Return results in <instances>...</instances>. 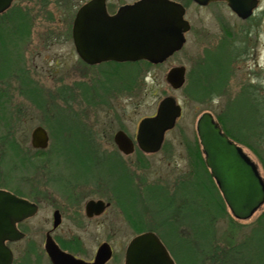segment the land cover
<instances>
[{"label":"rangeland","instance_id":"1","mask_svg":"<svg viewBox=\"0 0 264 264\" xmlns=\"http://www.w3.org/2000/svg\"><path fill=\"white\" fill-rule=\"evenodd\" d=\"M15 1L16 8L31 12L20 17L18 14L0 17V31L3 30L0 42L4 41L7 30L24 29V34L18 35L24 47L18 40L14 64L8 60L6 44L0 45V138L4 139L10 131L15 149L13 156L0 159V178L2 185L20 191L24 198L38 203L40 210L22 226L25 238L10 244L14 264H50L44 249L45 235L52 227L57 207L65 208V216L61 227L52 235L66 244L79 242L76 256L92 261L99 245L108 242L114 256L107 264H124L127 244L136 230L122 215L123 210L116 204V190L109 183V176L110 179L116 176L112 169L115 161L111 162L116 157L127 169L125 172L133 177L132 189L135 188L136 194L131 199L144 222L142 225L145 229L156 228L164 235L176 263L264 264V242L253 239V231L264 223V205L247 221L234 219L227 205L226 214L215 212L210 200L212 195L218 197L221 192L211 175H202L204 169L195 165L189 153L198 146L204 157L195 127L200 115L210 112L217 120L227 122L233 108L237 130L229 128L230 134L257 164L264 178V2L259 4L251 20L241 21L225 2L200 6L190 0H176L186 7V20L192 25L183 50L150 68L135 63L101 65L86 70L78 55L71 54L72 45L64 39L76 11L88 0ZM136 1L110 0V5L117 8ZM246 41L250 42L249 47H256V53L250 51V59L231 60L230 77L220 83V88H214L217 82L213 75L227 73L228 68L226 63L215 65L217 46ZM28 55L31 68H39L36 77L42 89L36 95L37 87L32 85L35 90L26 102L21 95L26 89L22 62ZM61 55L64 56L62 63L76 65L73 116L68 112L70 100L63 95L64 88L60 104L54 110L48 105L45 93L52 90L57 78L48 75V65L51 58ZM177 66H184L187 75L184 87L174 90L165 76ZM201 75H209L213 86L212 81H206ZM204 89H208V93L203 92ZM169 96L178 101L183 113L174 129L166 134L162 150L154 155H145L138 149L130 156L120 154L114 142L115 133L123 130L134 139L139 122L155 115L160 101ZM42 123L51 136L48 156L35 161V170L21 167L24 163L18 155L35 153L31 147L32 132ZM57 155L60 158L55 157ZM103 155L106 158L101 161ZM199 168L203 186L194 179ZM78 170H86L88 176H79ZM38 187H42L43 193L37 191ZM150 187L153 194L155 189L162 190L160 198H166L168 207L160 198H152L148 192ZM212 187L216 192L210 189ZM104 188H108L107 191ZM70 193L78 197L75 206L73 201L67 200L66 195ZM136 195H140V201ZM111 196L112 205L103 216L92 221L86 219L84 204L88 200ZM263 231L264 228L261 233ZM208 232L213 236L206 241ZM230 241L236 249L228 251ZM252 243L258 253L255 249L252 252V247L243 250ZM238 252L245 255L242 263Z\"/></svg>","mask_w":264,"mask_h":264},{"label":"water","instance_id":"2","mask_svg":"<svg viewBox=\"0 0 264 264\" xmlns=\"http://www.w3.org/2000/svg\"><path fill=\"white\" fill-rule=\"evenodd\" d=\"M200 6L225 2L237 17L245 20L258 9L259 0H193ZM12 0H0V14L9 10ZM107 0H90L77 11L73 21L74 44L78 56L89 65L114 61L119 63L148 61L153 65L166 62L181 51L191 25L186 20V7L174 0H138L123 5L111 15ZM186 68L173 67L166 81L174 90L185 84ZM174 97H165L156 114L143 118L137 127L136 143L147 155L160 152L166 134L173 130L182 107ZM206 168L215 180L227 209L234 219L247 221L264 205V178L257 164L223 131L210 112L200 115L196 124ZM114 142L124 155L134 153L135 144L124 131H117ZM48 136L37 127L32 134L34 148H47ZM110 204L91 200L86 205L88 217L102 215ZM38 206L27 199L0 190V264H14V253L6 242H17L25 234L17 223L33 217ZM52 230L61 225L59 211L53 214ZM45 251L51 264H107L113 257L108 242L102 243L93 261H86L63 250L52 238L45 237ZM166 246L154 232L136 235L127 244L125 264H175Z\"/></svg>","mask_w":264,"mask_h":264},{"label":"flooded vegetation","instance_id":"3","mask_svg":"<svg viewBox=\"0 0 264 264\" xmlns=\"http://www.w3.org/2000/svg\"><path fill=\"white\" fill-rule=\"evenodd\" d=\"M13 2H12V4H11V6H10V8H9V10H7V11H4V13H2V14H0V17H2V16H6V15H9V14H18L19 15V17L20 16H24V14L23 13H25V14H29L30 12H31V10H29V9H25V8H22V7H17L16 8V6H14V4L16 3V1L15 0H12ZM88 1H90V0H88ZM87 1V2H88ZM138 1V0H137ZM190 1H192V2H194L193 0H190ZM262 2H264V0H259V4L260 3H262ZM86 3V2H85ZM84 3V4H85ZM83 5V4H82ZM81 5V6H82ZM123 5H127V4H123ZM80 6V7H81ZM79 7V8H80ZM106 7H107V10H108V12H109V14H111V15H113V14H115L118 10H119V8L120 7H122V5L121 6H119V7H111V5H110V0H107V4H106ZM78 8V9H79ZM78 11V10H77ZM77 11H76V13H77ZM258 11V9H256V11L254 12V15H255V13ZM186 12H187V10H186ZM236 15V14H235ZM254 15L253 16H251L250 18H248V19H245V20H243V19H241V18H239V19H241V21H248V20H251L253 17H254ZM75 16H76V14H75ZM75 18V17H74ZM185 18H186V15H185ZM74 21V20H73ZM188 21V20H187ZM189 23H190V21H188ZM190 25H191V23H190ZM73 23H72V26H70V27H67L66 28V31H65V39L64 40H66L67 41V43H69V44H71L72 45V47H71V54L72 55H76L77 54V51L75 50L76 49V47H75V44H74V36H73ZM17 30H18V28H16ZM24 29H22L21 31H14V32H11V31H9V30H7L6 32H5V35L3 36L4 37V41H3V39H2V41L3 42H0V45H5L6 44V47L8 48V51H9V56H8V60H9V62H10V64H14V62H15V56L17 55L16 54V52H18V47L19 46H17V42H18V40H19V42H20V46L22 45V48L24 47V42H22L23 40L22 39H20L19 38V36L18 35H20V33L21 34H24V31H23ZM3 31V30H2ZM2 31H0V32H2ZM191 31H192V25H191V29H190V31L189 32H187V34L185 35L186 36V43H185V45H184V47L187 45V43H188V35H189V33H191ZM1 34V33H0ZM14 34H16V35H14ZM1 36H2V34H1ZM64 36V35H63ZM67 36V37H66ZM5 37L7 38V40H5ZM2 38V37H1ZM22 38V37H21ZM243 44V45H242ZM222 45V44H221ZM220 45V46H221ZM249 45H250V42H248V41H246V42H243V43H235V44H232V42L230 43H226L225 45H223L222 47H219V45L217 46V50H216V55H217V63L215 64V65H217L218 63H226L227 64V66H228V68L226 69L227 70V73H224L223 74V72H218V75L217 76H215V75H213L214 77L213 78H215V79H213V80H215V82H217L216 84H214V88H216V89H218V88H220V85H222V84H220L222 81L224 82V79H226V78H228V77H230L229 75V73L231 72L230 71V69H229V65L228 64H230L229 62L231 61V60H240V59H250L249 57L251 56V52L250 51H254L255 49H256V47H254L253 45L252 46H250L249 47ZM183 47V48H184ZM21 50H23V49H21L20 48V52H21ZM183 50V49H182ZM180 52V51H179ZM179 52H177V53H179ZM177 53H175L173 56H175ZM255 53H256V50H255ZM21 54H22V59H24V54L21 52ZM78 55V54H77ZM256 55V54H255ZM172 56V57H173ZM79 57V56H78ZM28 58H29V55H28ZM27 58V56H26V61L23 63L22 62V79H23V83H25V87H26V89L24 90V92L21 94V95H24V98H25V100H26V102L28 101L27 99H29L30 97V95H32V93L34 92V90L35 89H33V87H32V85L34 86L35 85V87H37V90L34 92V93H36V95L39 93V91H41V89H42V85H41V83H40V79H38L37 77L39 76L38 75V73H37V71L39 70V68L37 67V66H35L34 68L32 67L31 68V65H29V60H30V58L28 59ZM64 58V56H60V57H57V58H51V62H50V64L48 65V68H47V71L46 72H48V75H51V76H53L54 78H56V81H55V84H53V88H52V90H47L45 93L47 94L46 95V97L48 98V105L50 104L51 105V107H52V109L54 110L55 108H57V104L59 103L60 104V102H58V101H60V98L62 97V95H60V93H61V91L63 90V88H64V90H65V92H63V95L64 94H66L67 95V97L69 98V113H70V115H74L75 113H74V111H75V100H76V94H77V88H76V79H75V77H76V65H71V64H69V63H62V59ZM171 58V57H170ZM169 58V59H170ZM253 58V57H252ZM35 58H33L32 59V61L34 60ZM7 60V61H8ZM87 69L86 70H88V69H92V68H94L95 69V67H99V66H101V65H119V66H121V65H123V64H135V63H137V62H124V63H119V62H114V61H109V62H104V63H100V64H97V65H89V64H87V63H85L80 57H79V59H78ZM138 62H140V61H138ZM50 65H53V67H49ZM202 71H203V68H202ZM187 72V71H186ZM117 73V72H116ZM203 74V73H202ZM117 75H118V73H117ZM186 75H187V73H186ZM210 75V74H209ZM209 75H201L206 81H207V79H209L210 80V78L209 77H207V76H209ZM37 76V77H36ZM185 76V75H184ZM200 80V79H199ZM264 82V81H263ZM185 83H186V76H185ZM204 84V83H203ZM185 85V84H184ZM203 86V85H202ZM87 87V86H86ZM184 87V86H183ZM90 88V87H89ZM91 89V88H90ZM202 89V88H201ZM92 90V89H91ZM90 90V91H91ZM207 90L208 89H204L203 90V92H205V93H208L207 92ZM92 92V91H91ZM197 91H195V93H196ZM32 97V96H31ZM59 99V100H58ZM8 124H6V123H4V126H7ZM38 127H41L45 132H46V134H47V136H48V146H47V148H45V149H42V148H34L33 147V145H32V137H31V147H32V149L34 150V154H31V155H26V154H22V155H18L19 157H22L21 158V160L23 161V166H21V167H26V166H28V167H31L32 169H34L35 170V161H37V160H39V159H41V158H44V157H46V156H48L47 155V150L49 149V144H50V141H51V136H50V131L48 130V128L46 127V124L45 123H42L41 125H39ZM7 128V127H6ZM37 128V127H36ZM35 128V129H36ZM7 129H9V128H7ZM34 129V130H35ZM6 130V129H5ZM121 131H123V130H121ZM10 132V131H9ZM9 132H6L7 133V135H5L6 137L3 139V137H1L0 138V159L2 158V157H6V156H9V155H12L13 156V154H14V151H15V149H14V145H12V138H11V132L9 133ZM125 132V131H124ZM126 133V132H125ZM32 134H33V132H32ZM127 134V133H126ZM137 134V133H136ZM128 135V134H127ZM129 136V135H128ZM130 137V136H129ZM131 138V137H130ZM234 142H236L234 139H232ZM131 141H133L134 142V144H135V150L136 149H138V151H141V150H139V148L137 147V143H136V136H135V138L133 139V138H131ZM237 144H238V142H236ZM239 145V144H238ZM164 146V145H163ZM242 147V146H241ZM163 148V147H162ZM119 150V149H118ZM134 150V153L136 152ZM160 150H162V149H160ZM142 152V151H141ZM143 153V152H142ZM120 154H122L123 156H130V155H124L123 153H121L120 152ZM143 154H145V153H143ZM132 155V154H131ZM145 155H147V154H145ZM152 155H154V154H152ZM55 157H59L60 158V156H55ZM106 158V156H100V159H101V161H103L104 159ZM205 161V160H204ZM31 162H33V163H31ZM104 167H105V164L103 165ZM102 166V167H103ZM208 169V168H207ZM209 170V169H208ZM87 171L86 170H78V175L79 176H88V175H86L87 173H86ZM210 172V171H209ZM211 175V174H210ZM0 177H1V174H0ZM1 180H2V178H0V190H4V191H8V192H10V193H12V194H15L17 197H20V198H24L25 196H23V195H21V193H20V191H16V190H12V188H9V185H2V182H1ZM138 189L140 188V187H137ZM136 188V189H137ZM107 189L108 188H104V191H107ZM135 189V188H134ZM141 189V188H140ZM139 189V190H140ZM37 191L38 192H40V193H43V189H42V187L40 188V187H38V189H37ZM155 191V195L152 197L154 200H157L158 198H160V196L162 195V193H160V191H162V190H154ZM166 193V192H165ZM67 196V200H69V201H73L72 202V204H73V206H75L76 204H77V199H78V197L76 198V197H74L71 193H70V195H66ZM137 197V200H139L140 198H139V196L140 195H136ZM24 199H27V198H24ZM75 199V200H74ZM113 199L114 198H112V196H111V198H109L108 197V199H90V200H88L87 202H86V204H84L85 206H84V216L86 217V219L87 220H89V221H92V220H96V219H98V218H100L101 216H103V214H105L109 209H110V207H111V205H112V201H113ZM27 200H29V198L27 199ZM91 200H94V201H98V200H102V201H104L105 203H108V204H110V206L109 207H107L105 210H104V212L102 213V215H98V216H93V217H88L87 216V213H86V205H87V203L89 202V201H91ZM160 200H163L162 202H164L165 203V206H167L166 204H167V201H166V198H160ZM30 201V200H29ZM140 201V200H139ZM30 202H32V203H34V204H36L37 206H38V211H37V213L33 216V217H35L37 214H38V212H39V210H40V207H39V204L38 203H36V202H34V201H30ZM156 202V201H155ZM159 202H161V201H159ZM157 203V202H156ZM155 203V204H156ZM159 204V203H158ZM168 207V206H167ZM71 207L69 206V209H70ZM75 208V207H74ZM55 211H59V213H60V217H61V225H62V222H63V218H64V216H65V208H63V207H57L55 210H54V212ZM76 211V210H75ZM54 212H53V214H54ZM76 213L74 214V216H73V218L75 219L76 218ZM122 215L125 217V219H127V217L125 216V214H123L122 213ZM53 218V217H52ZM29 219H32V217H30V218H28V219H25V220H23V221H21V222H19V223H17V228H18V230L20 231V232H22V233H24L25 234V232L23 231V229H21L22 228V226L29 220ZM128 224H129V222H128ZM61 225H59L55 230H52V228L49 230V231H47L46 232V234L48 233V232H51V235L55 232V231H57L58 230V228L59 227H61ZM52 226H53V220H52ZM152 228H149V229H147L146 231H144V232H154V231H152L151 230ZM144 232H142V233H144ZM136 235H138V234H140V233H135ZM157 235H158V233H156ZM26 235V234H25ZM135 235V236H136ZM134 236V237H135ZM159 236V235H158ZM45 237H46V235H45ZM133 237V238H134ZM52 238L54 239V241L61 247V244H60V238H55V236L54 235H52ZM132 238V239H133ZM159 238L161 239V237L159 236ZM131 239V240H132ZM161 241L162 242H164L162 239H161ZM11 243H13V242H9V241H7L6 242V244H7V246L8 247H10V244ZM165 244V243H164ZM100 246V245H99ZM166 246V245H165ZM112 247V246H111ZM11 248V247H10ZM62 248V247H61ZM166 248H167V246H166ZM63 249V248H62ZM98 249V248H97ZM112 249H113V247H112ZM11 250V249H10ZM63 250H65V249H63ZM167 250L169 251V248H167ZM65 251H67V250H65ZM97 251V250H96ZM67 252H69V251H67ZM125 252H126V250H125ZM14 253V252H13ZM45 253H46V251H45ZM69 253H71L72 254V252H69ZM168 253H170V251L168 252ZM46 255H47V253H46ZM72 255H75L76 256V254L75 253H73ZM170 255H171V257L173 258V256H172V253H170ZM48 256V255H47ZM95 256V255H94ZM113 256H114V250H113ZM76 257H78V256H76ZM49 258V257H48ZM79 258V257H78ZM81 259H83V258H81ZM93 259H94V257H93ZM93 259H92V261H93ZM112 259H113V257H112ZM111 259V260H112ZM14 260H15V255H14ZM13 260V261H14ZM84 260H86V259H84ZM110 260V261H111ZM173 260H174V262H175V264H178V263H176V260L173 258ZM49 261H50V259H49ZM87 261V260H86ZM109 263V262H108ZM50 264H51V261H50ZM124 264H125V260H124Z\"/></svg>","mask_w":264,"mask_h":264},{"label":"trees","instance_id":"4","mask_svg":"<svg viewBox=\"0 0 264 264\" xmlns=\"http://www.w3.org/2000/svg\"><path fill=\"white\" fill-rule=\"evenodd\" d=\"M175 1V0H174ZM136 65H142L144 67H148L150 68L151 66H155L147 61H140V62H137ZM212 81V83L210 85L213 86L214 82L213 80H210V82ZM229 116L228 118L226 119L227 122H225V120L221 119L218 120L221 124V126L223 127V130L227 133V136H229L231 139L233 138L230 134V132L234 129L237 130V128L235 127V122L236 121V117L234 115V111H233V108L232 110L229 111ZM229 128H231L232 130L229 131ZM234 139V138H233ZM198 146L194 147L195 149H191L189 151L190 155H192V158L194 159V163L197 167H201L203 172L200 171V168L198 169V172L196 173V176H194L197 181V183H200L202 186H203V181H201L199 178H201V174L200 172L202 173V175H206L207 177H210V174H209V170L206 168V165H205V162H204V159H203V156L201 154V151L199 150V148H197ZM115 152V151H114ZM115 154L117 155H120L119 152H115ZM142 155V154H140ZM115 161V162H113ZM111 162H113L114 165H112V169L114 170V173L116 174V176H112L111 179H110V176H109V180H111V182L109 181V183H111V185H113V188L116 190L115 191V194L117 195V199H116V204L123 210V214H125V216L127 217V220L129 222L130 225H132V227L136 230V233H142L144 231H146L147 229L144 228V226L142 224H144L142 218L140 216L137 215V211H136V208H135V205L134 203H132V199L133 196H135L136 192L134 189H132V179L133 177L131 175H129L127 172V169L123 167L122 164L119 163L118 161V157H116L115 160H111ZM117 162V163H116ZM143 166V164L141 165ZM142 168V167H141ZM116 170V171H115ZM213 181V179H212ZM212 189L213 191H215V188L212 187L210 188ZM210 189H206L207 190H210ZM151 187L149 189V193L151 195H155V192L153 194V191H151ZM216 192V191H215ZM214 192V193H215ZM210 193H212V191H210ZM213 194V193H212ZM210 203L213 205V208L215 210V212L217 211L218 214H226L227 213V207H226V204L223 200V197L219 194L218 197L212 195V200H210ZM197 214V213H196ZM142 225V226H141ZM264 228V223L261 222L260 223V227H258L256 230L253 231V239L256 240V241H262L264 242V231L263 233H261V229ZM152 231H154V233H158V235L161 237V239L164 241V243L167 245V247L169 248L170 250V253L172 252L171 251V248H170V244L168 243L169 241L164 237V235L162 233H159L158 230L155 228H152L151 229ZM212 232H208L207 234V237L204 238V240L208 241L211 237V234ZM213 236V235H212ZM255 236H260V238L258 237H255ZM164 237V238H163ZM60 244H61V247L69 252H72L76 254V252H78L80 250V244L79 242H76V243H70V244H66L65 242H61L60 241ZM230 245L228 246L229 249L228 251H230V249L233 248L236 249L234 247V245L232 244V242L230 241L229 243ZM255 245L252 243L246 247H244L243 250L247 249L248 247H252V252H254L253 249H255L257 251V253L259 252L258 249H256V247H254ZM223 252V250H220ZM227 251V253H228ZM246 251V250H245ZM244 251V253H245ZM240 256L238 257L239 260H241V263L244 261V254L242 255L241 252H238L237 253V256ZM237 258V259H238ZM228 264H231L230 262H227Z\"/></svg>","mask_w":264,"mask_h":264}]
</instances>
